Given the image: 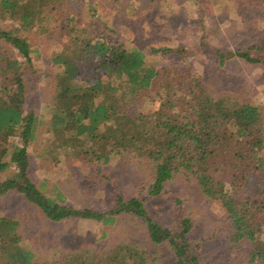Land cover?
I'll list each match as a JSON object with an SVG mask.
<instances>
[{
	"label": "trees",
	"instance_id": "trees-1",
	"mask_svg": "<svg viewBox=\"0 0 264 264\" xmlns=\"http://www.w3.org/2000/svg\"><path fill=\"white\" fill-rule=\"evenodd\" d=\"M69 3L0 0V18L15 22L0 25V175L7 174L0 180V196L23 195L53 223L87 219L114 231L130 217L147 231L149 244L121 237L37 253L24 242L20 218L0 215V264H163V246L171 264H204L203 241L193 238L191 218L182 216L172 228L149 212L148 199L174 182L192 184L222 206L232 256L264 264L257 228L264 226V107L234 93H216L191 68L148 65L138 47L91 34L74 17L66 18L68 39L52 55L57 71L43 152L100 169L120 156L142 178L134 195L119 192L108 209L72 206L59 188L33 180L29 147L38 139L43 116L27 109L25 65L31 64L33 49L25 32L54 35L50 24ZM217 54L222 65L236 57L264 65V42ZM133 103L142 107L139 116L130 111Z\"/></svg>",
	"mask_w": 264,
	"mask_h": 264
},
{
	"label": "rangeland",
	"instance_id": "rangeland-1",
	"mask_svg": "<svg viewBox=\"0 0 264 264\" xmlns=\"http://www.w3.org/2000/svg\"><path fill=\"white\" fill-rule=\"evenodd\" d=\"M67 17H74V23L91 34L106 36L129 48L138 47L145 53L148 65L158 69L166 65L191 68L216 93H234L264 107V65L239 57L222 65L217 54L264 42V0H70L68 6L60 9L58 21L50 24L54 35L40 29L25 32L33 49L31 64L25 65V77L29 92L27 109H35L43 116L38 139L29 147L30 174L37 184L46 182V189L59 188L65 202L72 206L108 209L119 192L125 196L137 192L136 183L142 173L122 162L120 156L102 170L62 158L60 154L50 158L43 152L50 116L47 103L54 92L57 71L52 55L68 39ZM0 25L12 27L15 22L0 18ZM163 48H182L184 52L155 50ZM16 55L24 60L20 54ZM141 110L140 104L130 106L134 116H139ZM106 171L115 182L105 177ZM6 176L1 174L0 180ZM147 206L155 220L164 226L176 227L182 216L195 222L192 236L203 241L204 264L246 263L237 255L232 256L224 209L202 195L196 186L171 183L161 195L149 198ZM0 215L20 218L24 242L37 253L51 254L62 245L103 244L121 237L149 244L147 231L130 217L120 221L114 231L87 219L53 223L36 205L15 192L0 196ZM257 228L258 240L263 242L264 226ZM162 251L160 261L171 264V253L165 246Z\"/></svg>",
	"mask_w": 264,
	"mask_h": 264
}]
</instances>
